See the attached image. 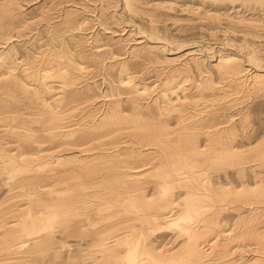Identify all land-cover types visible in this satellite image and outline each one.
<instances>
[{
	"label": "bare ground",
	"instance_id": "obj_1",
	"mask_svg": "<svg viewBox=\"0 0 264 264\" xmlns=\"http://www.w3.org/2000/svg\"><path fill=\"white\" fill-rule=\"evenodd\" d=\"M0 264H264V0H0Z\"/></svg>",
	"mask_w": 264,
	"mask_h": 264
},
{
	"label": "rangeland",
	"instance_id": "obj_2",
	"mask_svg": "<svg viewBox=\"0 0 264 264\" xmlns=\"http://www.w3.org/2000/svg\"><path fill=\"white\" fill-rule=\"evenodd\" d=\"M33 8H35V7H33V5H32V6L29 8V11H32ZM246 14H248V12H247ZM246 102H247L248 106H249L250 104H252L251 106H252V108H253V107L257 106V104H259L260 101H259L258 99L254 100V101L250 99V100H247ZM246 102H245V103H246ZM251 102H252V103H251ZM253 102H254V103H253ZM244 106H245V105H244ZM251 120H252L254 123H256V121H257V119L254 118V117H253ZM256 124H257V123H256Z\"/></svg>",
	"mask_w": 264,
	"mask_h": 264
}]
</instances>
